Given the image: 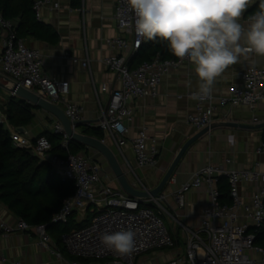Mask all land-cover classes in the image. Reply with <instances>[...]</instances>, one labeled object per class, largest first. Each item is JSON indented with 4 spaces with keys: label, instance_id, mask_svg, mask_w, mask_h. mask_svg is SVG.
<instances>
[{
    "label": "built area",
    "instance_id": "obj_1",
    "mask_svg": "<svg viewBox=\"0 0 264 264\" xmlns=\"http://www.w3.org/2000/svg\"><path fill=\"white\" fill-rule=\"evenodd\" d=\"M59 8V0H37L33 6L39 20L42 19L44 9ZM115 18L125 35L109 39L108 44L118 51L136 54L145 38L136 34L135 15L129 10L126 0H117ZM16 28L17 22L6 19L0 10V29L5 34L0 54V73L12 79L11 89L14 85H21L54 103L63 101L68 118L72 122L82 120L84 108L65 99L70 92L69 82L45 73L41 51L29 47L25 40L18 39ZM73 61L84 69H90L89 58H74ZM185 61L188 60H164L158 56L131 68L127 57L112 56L105 59L106 67L117 74L122 86L112 92L107 107L102 109L97 127L107 134L118 149L122 150L131 144L138 167L158 166L160 143L158 139L151 138L145 129H141L133 139L127 137L128 123L134 116L129 102L157 97L165 75ZM239 78L241 83L233 85L230 95L220 99L221 105H246L254 108L264 101V68L248 66L239 72ZM214 98L212 94L210 99L196 100V110L188 115V123L198 130L211 126L218 108ZM52 131L63 137L62 147L67 152L64 158L58 155L48 157L53 146L46 136L33 141L18 131L13 133V139L17 146L33 150L41 160L50 162L63 178L75 185V193L63 200L60 211L52 219L53 224H66L81 212L83 215L91 214L90 222L62 235L65 249L71 256L80 259L71 264H82L81 259L91 260L92 264H147L151 260L144 259L145 254L175 245L173 235L162 218L163 212L174 218L162 203L165 199L163 194L158 198L141 200L128 195L123 189L110 186L102 178L98 161L85 152L71 153L69 144L72 139L60 120H55ZM263 149L264 145L259 146L258 152ZM221 178L229 182L230 204L221 201ZM244 181L262 183L261 189L250 202L244 201L240 194V184ZM136 185L147 189L143 185ZM202 186L208 188L209 201L198 231L182 225L186 232L184 253H179L169 263L151 261L148 264H264V247L256 243L255 231L264 226V173L229 169L223 165H206L175 194L178 204L183 207L186 192ZM243 218L245 221L241 220ZM128 228L136 233V247L130 255H117L102 243V234ZM16 231L35 234L40 243L50 249L51 235L47 224L30 225L23 219L10 224L0 220V237Z\"/></svg>",
    "mask_w": 264,
    "mask_h": 264
},
{
    "label": "crops",
    "instance_id": "obj_2",
    "mask_svg": "<svg viewBox=\"0 0 264 264\" xmlns=\"http://www.w3.org/2000/svg\"><path fill=\"white\" fill-rule=\"evenodd\" d=\"M59 2V9H44L42 19L36 18L56 31L60 36V42L51 44L33 36L27 37L25 42L29 47L41 51L45 73L69 82L70 92L65 99L84 108L82 120L85 124L77 127L76 130L86 134L84 133L86 129L98 128L97 123L101 118L102 109L107 107L112 92L122 86L117 74L106 67L105 59L112 56H123L128 58L131 66H135L136 54L131 55L126 51L113 49L107 42L109 39L125 35L119 29L115 18L117 0H59ZM259 3L260 0H255V3L245 10L241 22L247 21L248 16L256 11ZM4 35L0 29V54ZM74 58L81 60L89 58L90 69H84L80 64L75 63ZM253 60L254 63L242 60L230 66L217 78L212 92L215 97L214 102L218 106L214 123L224 121L247 126L217 125L188 148L162 193L165 197L162 201L163 205L165 204L167 210L174 215V218L170 219V230L175 245L145 254L144 259L160 263L171 262L179 253L185 251L186 232L182 225L194 231L200 229L203 212L209 201L208 188L206 186L191 188L185 194L186 203L183 207L178 204L175 194L203 167L209 164L223 165L229 169L254 170L264 173V149L258 152V147L264 145V127L256 128L257 125L264 123V101L254 108L246 105L220 104L221 98L230 95L232 86L241 83L239 78L241 70L251 65L264 68V57L255 56ZM198 85L199 80L193 65L185 61L165 75L157 97L141 98L129 102V106L134 110V116L128 123L127 137L133 139L141 129H145L151 138L158 139L160 154L157 167H138L132 145L128 144L120 150L100 129L103 133V138L100 140H105L110 145L134 185H143L147 189L157 187L183 145L200 131L187 121L188 115L193 113L197 107V101L190 97L198 90ZM11 86L12 79L0 73V87L5 89L4 94L0 93V105L3 106L6 102L4 97L8 98L13 95ZM56 104L65 110V102L59 101ZM35 113L33 123L23 128L24 132H21L33 141L45 132L53 133L52 125L58 119L54 114L40 107ZM89 136L97 138L93 135ZM82 152L100 163L101 175L105 183L122 189L108 162L97 150L86 146ZM53 155L56 154L51 151L48 153V157ZM261 187L262 183L258 181L242 182L240 194L243 200L250 202ZM138 188L141 189L139 186ZM88 215V213L83 215L81 212L76 214V218L84 221ZM19 219L0 200V220L16 224ZM241 220L245 221L244 218ZM49 232L51 235L50 249L44 247L33 233L16 231L9 236H1L0 264H15L16 262L21 264H71L76 261L77 259L71 256L64 245L59 242V233L55 230ZM59 251L60 255H58ZM82 264H92V262L82 261Z\"/></svg>",
    "mask_w": 264,
    "mask_h": 264
},
{
    "label": "trees",
    "instance_id": "obj_3",
    "mask_svg": "<svg viewBox=\"0 0 264 264\" xmlns=\"http://www.w3.org/2000/svg\"><path fill=\"white\" fill-rule=\"evenodd\" d=\"M36 1L0 0V10L6 19L17 22L18 39L25 40L33 36L51 44H58L59 34L36 18L33 9ZM255 10L257 11L258 7ZM135 56L137 63L135 66L129 64L131 68L158 56L164 60L176 58L168 50L166 42L147 39ZM37 109L36 105L14 95L8 96L4 105H0V200L18 218L30 225L47 224L49 231L55 230L59 233V242L62 243V235L90 222L91 214L84 221L78 220L74 215L63 229L60 227L61 224L52 223L54 215L62 207L63 200L75 193V185L72 181L63 178L50 162L41 160L37 155L32 156L30 149L15 144L14 131L18 132L19 129L31 125ZM90 129L91 127L84 133L99 139L103 138L99 128ZM42 136H46L51 141L53 146L51 152L62 158L67 156V152L62 147L61 135L45 132L39 137ZM69 145L73 154L82 152L86 147L77 141H70ZM219 188L221 201L230 203V185L225 178H221ZM255 231L256 243L264 246V226ZM81 261L92 262L86 259Z\"/></svg>",
    "mask_w": 264,
    "mask_h": 264
},
{
    "label": "clouds",
    "instance_id": "obj_4",
    "mask_svg": "<svg viewBox=\"0 0 264 264\" xmlns=\"http://www.w3.org/2000/svg\"><path fill=\"white\" fill-rule=\"evenodd\" d=\"M138 37L166 42L176 58L187 59L198 77L192 100L210 99L217 78L230 66L264 57V0L241 22L255 0H126ZM102 243L120 256L136 247L131 228L104 233Z\"/></svg>",
    "mask_w": 264,
    "mask_h": 264
},
{
    "label": "water",
    "instance_id": "obj_5",
    "mask_svg": "<svg viewBox=\"0 0 264 264\" xmlns=\"http://www.w3.org/2000/svg\"><path fill=\"white\" fill-rule=\"evenodd\" d=\"M11 91L15 94V96H19L28 102L45 109L46 111L54 114L63 124L67 134L70 136L72 141L80 142L88 147L94 148L97 150L108 162L110 169L113 171L120 188H122L128 195L132 196L136 199L147 200L151 198H158L162 195L165 186L168 184L171 179L173 173L175 172L177 166L181 162L188 148L200 137L208 133L211 129H213L217 125L230 126V127H244L247 125H240L237 123H213L211 126H208L202 130H200L195 136L189 139L181 148L161 183L155 187L154 189H140L136 187L128 178L127 174L121 163L119 162L116 154L113 149L106 142L78 132L76 130L77 127L85 124V121L79 120L72 122L61 107H59L56 103L50 101L49 99L35 93L34 91L27 89L21 85H14ZM264 127V123L257 125L256 128ZM20 132H24V129H19ZM30 154L35 156V152L30 150Z\"/></svg>",
    "mask_w": 264,
    "mask_h": 264
},
{
    "label": "rangeland",
    "instance_id": "obj_6",
    "mask_svg": "<svg viewBox=\"0 0 264 264\" xmlns=\"http://www.w3.org/2000/svg\"><path fill=\"white\" fill-rule=\"evenodd\" d=\"M0 93H1V94H4V93H5V89H4L3 87H0ZM1 98H3V97L1 96ZM4 98L7 99L6 97H4ZM162 203H163V202H162ZM164 205H165V204H164ZM156 211L158 212L159 210L156 209ZM162 218H163V220L165 221L167 227H168L169 230H170V219H171L170 215H169L168 213L163 212V214H162ZM171 220H172V219H171ZM60 227H61V229L65 228V224H61ZM170 232H171V230H170ZM62 244H63V243H62ZM63 245H64V244H63ZM64 247H65V246H64Z\"/></svg>",
    "mask_w": 264,
    "mask_h": 264
},
{
    "label": "bare ground",
    "instance_id": "obj_7",
    "mask_svg": "<svg viewBox=\"0 0 264 264\" xmlns=\"http://www.w3.org/2000/svg\"><path fill=\"white\" fill-rule=\"evenodd\" d=\"M15 96V95H14Z\"/></svg>",
    "mask_w": 264,
    "mask_h": 264
}]
</instances>
